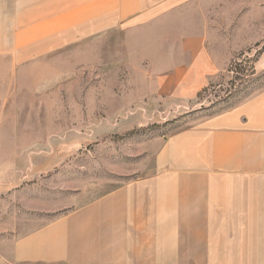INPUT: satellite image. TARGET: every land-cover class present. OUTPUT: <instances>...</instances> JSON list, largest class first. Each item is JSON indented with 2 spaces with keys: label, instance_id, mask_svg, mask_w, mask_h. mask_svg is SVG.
Here are the masks:
<instances>
[{
  "label": "crops",
  "instance_id": "obj_1",
  "mask_svg": "<svg viewBox=\"0 0 264 264\" xmlns=\"http://www.w3.org/2000/svg\"><path fill=\"white\" fill-rule=\"evenodd\" d=\"M214 1L0 0V56L99 48L147 97L188 102L220 70ZM153 143L149 174L5 237L0 264H264V87Z\"/></svg>",
  "mask_w": 264,
  "mask_h": 264
},
{
  "label": "rangeland",
  "instance_id": "obj_2",
  "mask_svg": "<svg viewBox=\"0 0 264 264\" xmlns=\"http://www.w3.org/2000/svg\"><path fill=\"white\" fill-rule=\"evenodd\" d=\"M212 9L220 70L200 97L175 105L147 97L139 74L102 65L99 48L24 66L0 56L1 247L149 174L154 138L264 87V0H216Z\"/></svg>",
  "mask_w": 264,
  "mask_h": 264
},
{
  "label": "trees",
  "instance_id": "obj_3",
  "mask_svg": "<svg viewBox=\"0 0 264 264\" xmlns=\"http://www.w3.org/2000/svg\"><path fill=\"white\" fill-rule=\"evenodd\" d=\"M237 65V64H236ZM232 65H231V67H230V69L229 70H232ZM236 67V71H237V66H235ZM239 69V68H238ZM212 84H211V82H209V84L206 86V87H204L201 91H199L198 92V94H197V97H200V94L203 92V91H205L209 86H211Z\"/></svg>",
  "mask_w": 264,
  "mask_h": 264
}]
</instances>
